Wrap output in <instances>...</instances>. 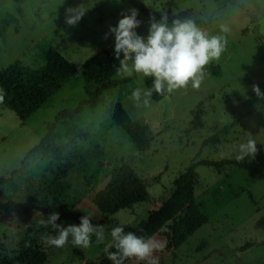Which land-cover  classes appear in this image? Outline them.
Instances as JSON below:
<instances>
[{
    "label": "rangeland",
    "instance_id": "obj_1",
    "mask_svg": "<svg viewBox=\"0 0 264 264\" xmlns=\"http://www.w3.org/2000/svg\"><path fill=\"white\" fill-rule=\"evenodd\" d=\"M81 3L89 9L76 26L65 22V10ZM141 5L148 13L139 9ZM137 9L141 25L137 33L146 37L150 17L166 11L173 18L194 17L210 34H221L219 24H228V44L218 61L206 66V77L197 89L176 90L149 106H137L133 90L147 89L146 77L116 76L130 81L103 92L96 107L86 106L74 119L57 124L54 144L71 143L72 169L66 181L70 188L63 203L77 213L91 215L103 227L104 241L88 248L69 243L57 248L44 241L55 235L43 208L50 202L46 189L58 173L59 161L50 162L41 152L30 151L46 135L47 125L63 110H74L88 99L97 84L82 73L64 84L29 120L22 121L11 109L0 105V203L23 204L33 209L28 216L0 211V264L10 259L20 264L14 250L21 246L49 254L45 264H94L112 249L111 230L132 226L160 209L174 192V181L191 164L201 159H234L238 145L249 133L257 145L264 143V100L252 91L257 84L264 92V0H0V70L20 62L26 70L43 68L48 41L70 62L82 65L99 51L114 53V35L122 13ZM107 34V39L105 35ZM122 58V56H121ZM121 101L134 119L142 120L151 137L150 147L141 150L126 131L109 116L107 109ZM217 137V138H214ZM129 163L147 180L151 199L115 214L104 215L94 204L95 195L110 181L114 170ZM262 177L227 167L222 173L198 166L197 199L205 202L209 222L181 247L167 249V238L153 239L163 245L154 252L158 264H263L264 263V161ZM250 193L254 200L250 198ZM61 225H79L63 221ZM127 264H145L130 260Z\"/></svg>",
    "mask_w": 264,
    "mask_h": 264
},
{
    "label": "trees",
    "instance_id": "obj_2",
    "mask_svg": "<svg viewBox=\"0 0 264 264\" xmlns=\"http://www.w3.org/2000/svg\"><path fill=\"white\" fill-rule=\"evenodd\" d=\"M138 6L141 11L148 13L140 4ZM39 46L44 51L43 68L26 70L20 62H16L0 70V95L4 96L0 105L14 111L20 120L27 121L56 91L79 73L97 84L96 91H88L89 98L81 101L74 110L61 111L55 121L47 125L48 131L41 142L30 151L31 156L45 152L49 155L50 162L59 161L64 164L58 167L57 175L51 179L46 189L50 197V202L42 209L46 220L48 215L55 211L60 214L57 224L63 221H74L79 224L83 215L75 211V206L63 203V197L70 188L66 178L73 167L71 162L73 147L71 143L63 146L54 144L57 124L74 119L86 106L96 107L101 102L103 92L126 84L130 80L115 79L118 76L116 68L119 62L109 50L99 51L82 65H77L67 60L50 42L42 41ZM145 84L147 89L151 88L152 78H146ZM166 94L161 96L154 92L151 98L160 101ZM107 112L112 120L126 131L139 149L147 150L150 147L151 137L147 126L142 120L132 118L121 101L114 100ZM257 148L258 153L255 158L246 157L241 163L235 158L221 161L201 159L194 162L176 178L174 192L165 204L136 225L122 226L125 232L131 231L146 238H153L156 235L165 236L168 250L181 247L197 230L209 222L205 212V202L197 199V167L209 166L218 173H222L227 167H236L246 171L252 178L260 179L262 177L260 163L264 161V143L257 145ZM5 182V177H0V188ZM250 198L254 200L251 193ZM150 199L147 180L139 176L131 164L124 163L112 172L107 186L95 195L94 204L102 214L111 215ZM0 211L23 216L33 213V209L12 202H1ZM92 223L96 224L94 221ZM0 247L5 250L4 244L0 243ZM14 254L20 264H45L49 258L46 251L28 246H21L14 250ZM107 257L108 254L94 264H112ZM129 261L126 260L125 264ZM2 263L13 264V261L4 259Z\"/></svg>",
    "mask_w": 264,
    "mask_h": 264
},
{
    "label": "clouds",
    "instance_id": "obj_3",
    "mask_svg": "<svg viewBox=\"0 0 264 264\" xmlns=\"http://www.w3.org/2000/svg\"><path fill=\"white\" fill-rule=\"evenodd\" d=\"M89 9L85 3L65 10V22L68 26H76L86 15ZM130 14L122 13L117 26H110L109 32L114 35V53L119 62L116 68L117 75L132 77L134 74L152 78V87L148 89L137 88L133 90L131 98L139 107L151 103L155 92L158 95L171 94L176 90L199 89L206 77V66L213 61H218L227 48V34L231 33L228 24L220 23L221 34L212 35L209 30L202 27L199 20L203 18L184 17L173 18L169 23L166 11H161V18L150 17L148 34L146 37L137 33L141 25L137 19L138 10H129ZM107 39V34L105 35ZM122 56V58H121ZM252 91L259 100H264L257 84H253ZM4 96L0 95V103ZM264 131V130H262ZM258 153L257 142L249 136L246 142L238 145L235 159L238 163L246 157L255 158ZM60 219L58 212H52L47 220H40L39 224L45 228L51 227L55 235H48L44 241L57 248H63L69 243L74 247L88 248L92 244V237L97 243L104 241L102 226L92 223L91 215L80 218L79 225L67 227L57 224ZM111 245L114 251L108 253L112 264H125L126 260L145 262V264H158L154 252L162 249L163 245L152 237L138 236L136 233L125 232L121 226L111 230Z\"/></svg>",
    "mask_w": 264,
    "mask_h": 264
}]
</instances>
